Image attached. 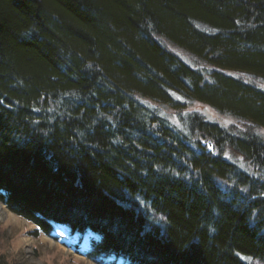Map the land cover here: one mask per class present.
I'll return each mask as SVG.
<instances>
[{
    "label": "trees",
    "instance_id": "trees-1",
    "mask_svg": "<svg viewBox=\"0 0 264 264\" xmlns=\"http://www.w3.org/2000/svg\"><path fill=\"white\" fill-rule=\"evenodd\" d=\"M260 128L264 0H0V202L32 236L91 231L68 246L98 264H264Z\"/></svg>",
    "mask_w": 264,
    "mask_h": 264
},
{
    "label": "rangeland",
    "instance_id": "rangeland-1",
    "mask_svg": "<svg viewBox=\"0 0 264 264\" xmlns=\"http://www.w3.org/2000/svg\"><path fill=\"white\" fill-rule=\"evenodd\" d=\"M180 53L183 54L181 51ZM229 73L250 80V77L244 73L237 71H229ZM185 110L209 113L210 119L224 126L241 124L233 117L220 114L200 102L187 101ZM169 112L171 114V111ZM171 118L174 119L173 116ZM257 131L264 136V128ZM33 228V223L11 212L0 202V254H3L8 261L21 264H98L68 246L73 242L81 241L82 246L87 247L91 231L72 233L68 227L58 226L55 233L59 238L54 239L45 234L32 236L29 231Z\"/></svg>",
    "mask_w": 264,
    "mask_h": 264
},
{
    "label": "water",
    "instance_id": "water-1",
    "mask_svg": "<svg viewBox=\"0 0 264 264\" xmlns=\"http://www.w3.org/2000/svg\"><path fill=\"white\" fill-rule=\"evenodd\" d=\"M206 116H207V117H210V114H209V113H206Z\"/></svg>",
    "mask_w": 264,
    "mask_h": 264
}]
</instances>
